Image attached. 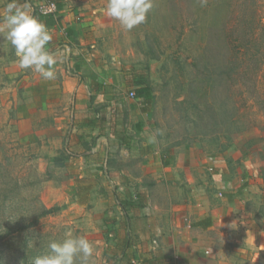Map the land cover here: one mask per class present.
<instances>
[{
	"label": "rangeland",
	"instance_id": "374dc122",
	"mask_svg": "<svg viewBox=\"0 0 264 264\" xmlns=\"http://www.w3.org/2000/svg\"><path fill=\"white\" fill-rule=\"evenodd\" d=\"M51 1L64 22L44 79L19 66L0 0V261L32 264L71 229L93 264H122L120 227L136 264H264V0H152L132 30L108 0H28L34 16ZM205 218L209 231L194 226Z\"/></svg>",
	"mask_w": 264,
	"mask_h": 264
},
{
	"label": "clouds",
	"instance_id": "9594fccd",
	"mask_svg": "<svg viewBox=\"0 0 264 264\" xmlns=\"http://www.w3.org/2000/svg\"><path fill=\"white\" fill-rule=\"evenodd\" d=\"M152 7V0H108L105 11L123 28L132 30L145 22ZM3 26L19 66L39 73L44 79H54L58 61L57 54L48 48L52 36L47 26L32 14L28 0L24 3L9 0ZM94 252L93 242L69 229L62 240L49 242L46 253L35 257L32 264H93Z\"/></svg>",
	"mask_w": 264,
	"mask_h": 264
},
{
	"label": "trees",
	"instance_id": "16d2710c",
	"mask_svg": "<svg viewBox=\"0 0 264 264\" xmlns=\"http://www.w3.org/2000/svg\"><path fill=\"white\" fill-rule=\"evenodd\" d=\"M51 3H54L51 1ZM57 5V12L51 14H36V17L47 26L48 29L55 27L58 23L57 19L60 14V11L63 9L62 5ZM69 34L72 36V31L70 30ZM96 83H93V85ZM97 86L101 88L98 83ZM102 89V88H101ZM99 89V90H101ZM136 93V97L143 101V111H147V107L150 106L153 102V94L149 86L147 85H140L137 89L134 90ZM85 127H95L96 123L93 120L86 119L83 122ZM123 142L128 146V148H133L130 143H128L129 138L127 136L122 137ZM133 145V144H132ZM166 164H169V161H166ZM93 187L91 185H83L79 184L77 189V198L81 205H87L90 202V192L92 191ZM131 198L134 199V195H130ZM129 200V199H128ZM123 208L125 209L126 213L131 214L133 213L134 209L137 207L134 200L130 201H123L122 203ZM199 226L202 225V222L198 224ZM120 227L115 228L112 230L113 241L115 243V257L121 260L122 264H136L134 262V254L132 253L133 246L129 239H123L120 234ZM141 264H177L172 258L166 256H156L144 259Z\"/></svg>",
	"mask_w": 264,
	"mask_h": 264
},
{
	"label": "crops",
	"instance_id": "0c3cea01",
	"mask_svg": "<svg viewBox=\"0 0 264 264\" xmlns=\"http://www.w3.org/2000/svg\"><path fill=\"white\" fill-rule=\"evenodd\" d=\"M54 2V1H53ZM56 2H54V3H50V5H56L55 4ZM58 4V3H57ZM49 5V6H50ZM59 5H61V4H59ZM56 7H57V5H56ZM64 11V7H63V9L60 11V14L62 13ZM57 12V11H56ZM55 12V13H56ZM42 13V12H41ZM43 14V13H42ZM57 21H58V23H57V25L55 26V27H53V28H51V29H49V30H54V29H56V28H62L63 27V18H62V16L61 15H59L58 16V19H57ZM73 27H69V29L67 28L66 29V31L68 32V34H69V32H70V30L72 31V33H73V29H72ZM70 35V34H69ZM95 86H97V83L95 84ZM98 87V86H97ZM102 88V87H101ZM101 88H99L98 87V89H97V91H99V92H103V88L101 89ZM99 89H101V90H99ZM141 100V99H140ZM140 124V123H139ZM138 127L140 128L141 127V125H138ZM142 128V127H141ZM125 136H127V135H125ZM128 137V136H127ZM129 138V137H128ZM128 143H130L131 144V146H133L134 147V145H132L133 143H134V140H131V139H129V141H128ZM146 150H147V152H148V155L151 157V147H146L145 148ZM245 162V159L244 160H242L241 161V165H243V163ZM247 174L246 173V171H243V174ZM240 174H242V173H240ZM235 187H237V188H239L240 189V186L239 185H236ZM238 190V189H237ZM229 198H232V199H234L235 197H234V195H231V196H229L228 197V199ZM202 222V225H198L199 223H201ZM213 224H214V222H213V220L211 219V218H205V219H202V220H200V221H198L197 223H195V227H197V229H201V230H203V231H209V230H211V228H212V226H213ZM159 257H162V256H166V257H171V255H169V253L167 252V253H164V255L163 254H159L158 255ZM175 258H177V257H175ZM175 258L173 257V259L175 260ZM176 262V261H175ZM177 264H181V263H177Z\"/></svg>",
	"mask_w": 264,
	"mask_h": 264
},
{
	"label": "built area",
	"instance_id": "2783aa9c",
	"mask_svg": "<svg viewBox=\"0 0 264 264\" xmlns=\"http://www.w3.org/2000/svg\"><path fill=\"white\" fill-rule=\"evenodd\" d=\"M56 11H57L56 5H50V6L44 7V10L42 11V13L43 14H51V13H55ZM131 96L133 98L136 97L135 91L131 92Z\"/></svg>",
	"mask_w": 264,
	"mask_h": 264
}]
</instances>
